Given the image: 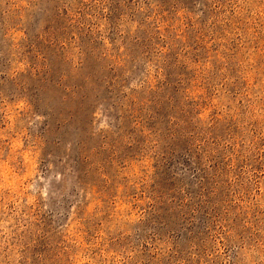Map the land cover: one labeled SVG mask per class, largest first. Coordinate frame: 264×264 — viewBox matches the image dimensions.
<instances>
[{
	"label": "rangeland",
	"instance_id": "obj_1",
	"mask_svg": "<svg viewBox=\"0 0 264 264\" xmlns=\"http://www.w3.org/2000/svg\"><path fill=\"white\" fill-rule=\"evenodd\" d=\"M0 264H264V0H0Z\"/></svg>",
	"mask_w": 264,
	"mask_h": 264
}]
</instances>
